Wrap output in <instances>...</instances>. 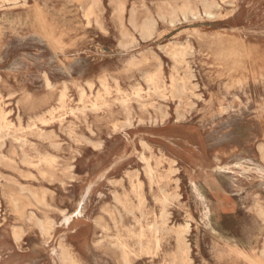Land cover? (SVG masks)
Returning <instances> with one entry per match:
<instances>
[{
	"label": "rangeland",
	"instance_id": "rangeland-1",
	"mask_svg": "<svg viewBox=\"0 0 264 264\" xmlns=\"http://www.w3.org/2000/svg\"><path fill=\"white\" fill-rule=\"evenodd\" d=\"M263 248L264 0H0V264Z\"/></svg>",
	"mask_w": 264,
	"mask_h": 264
},
{
	"label": "bare ground",
	"instance_id": "bare-ground-1",
	"mask_svg": "<svg viewBox=\"0 0 264 264\" xmlns=\"http://www.w3.org/2000/svg\"><path fill=\"white\" fill-rule=\"evenodd\" d=\"M221 1V0H220ZM209 16H211V14L210 13H207ZM41 16V15H40ZM39 16V18L40 19H42L41 17ZM148 22V21H147ZM42 25V24H41ZM44 26V25H43ZM147 26V25H146ZM44 28V27H43ZM44 30V29H43ZM46 37H48V34L46 33ZM142 35H143V37H146L147 35H148V30H146V29H143V33H142ZM44 38H45V36H44ZM47 39V38H46ZM186 42V41H185ZM51 43V42H50ZM167 44H169V43H167ZM166 44V45H167ZM176 44V43H175ZM51 45V44H50ZM122 45V44H121ZM159 46V45H158ZM174 46V45H173ZM163 47V46H162ZM162 47H160V48H162ZM178 47H180V46H178ZM120 48H122V47H120ZM165 48V47H164ZM163 48V49H164ZM171 48V47H170ZM162 49V50H163ZM54 50V49H53ZM183 50V49H182ZM163 51H165V50H163ZM166 52V51H165ZM147 54V53H146ZM166 54V53H165ZM170 54V53H169ZM188 54V53H187ZM168 56V55H167ZM56 59V58H55ZM136 60H138V59H136ZM176 60H178V59H176ZM180 60V59H179ZM61 61V60H60ZM172 61V60H171ZM187 61V60H186ZM188 62V61H187ZM63 64V63H62ZM160 65V64H159ZM174 66V65H173ZM176 66V65H175ZM178 66V65H177ZM175 68H177V67H175ZM179 68V67H178ZM145 71V70H144ZM189 71V70H188ZM146 72H148V71H146ZM150 72V71H149ZM148 72V73H149ZM144 73V72H143ZM147 74V73H146ZM187 75H189V73H186ZM144 75H145V73H144ZM191 77H194V76H191ZM195 78V77H194ZM201 94V93H200ZM175 106V105H174ZM27 122V121H26ZM136 123H137V121H136ZM153 124V123H152ZM168 125V124H167ZM136 129V128H135ZM139 129V128H138ZM153 130V129H152ZM154 131H155V129H154ZM134 132V131H133ZM149 132V131H148ZM156 134V133H155ZM160 135V134H159ZM158 135V136H159ZM152 138V137H151ZM139 139V138H138ZM151 140H153V139H151ZM159 140V139H158ZM132 141V140H131ZM139 142V141H138ZM168 147V146H167ZM168 149H170V147L168 148ZM173 151V150H172ZM127 156V155H126ZM176 161V160H175ZM176 163V162H175ZM243 165V164H242ZM245 169V168H244ZM187 177V176H186ZM176 178H177V176H176ZM141 219V218H140ZM59 241V240H58ZM20 251V250H19ZM39 252V251H38ZM26 253V252H25ZM262 254L264 255V248H263V250H262ZM60 257L66 262V261H70L71 260V256H70V253H69V251L67 250V249H65V248H62L61 250H60ZM163 259V258H162ZM248 259V258H247ZM249 260V259H248ZM254 261V260H253ZM190 263V262H189ZM252 263V262H251ZM254 263H257V262H254Z\"/></svg>",
	"mask_w": 264,
	"mask_h": 264
}]
</instances>
